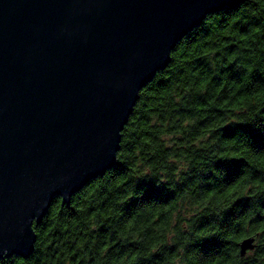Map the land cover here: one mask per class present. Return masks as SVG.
Listing matches in <instances>:
<instances>
[{
    "label": "trees",
    "instance_id": "1",
    "mask_svg": "<svg viewBox=\"0 0 264 264\" xmlns=\"http://www.w3.org/2000/svg\"><path fill=\"white\" fill-rule=\"evenodd\" d=\"M33 229L31 254L0 264H264V0L184 34L139 89L114 164Z\"/></svg>",
    "mask_w": 264,
    "mask_h": 264
},
{
    "label": "water",
    "instance_id": "2",
    "mask_svg": "<svg viewBox=\"0 0 264 264\" xmlns=\"http://www.w3.org/2000/svg\"><path fill=\"white\" fill-rule=\"evenodd\" d=\"M241 1L0 0V257L31 254L53 198L114 164L139 89L176 42Z\"/></svg>",
    "mask_w": 264,
    "mask_h": 264
}]
</instances>
